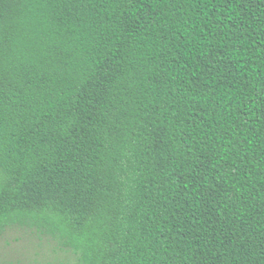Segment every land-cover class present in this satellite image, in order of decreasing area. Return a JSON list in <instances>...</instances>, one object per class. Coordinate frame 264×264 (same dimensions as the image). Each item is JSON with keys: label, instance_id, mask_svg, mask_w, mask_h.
I'll return each mask as SVG.
<instances>
[{"label": "trees", "instance_id": "trees-1", "mask_svg": "<svg viewBox=\"0 0 264 264\" xmlns=\"http://www.w3.org/2000/svg\"><path fill=\"white\" fill-rule=\"evenodd\" d=\"M80 264H264V0H0V236Z\"/></svg>", "mask_w": 264, "mask_h": 264}, {"label": "rangeland", "instance_id": "rangeland-1", "mask_svg": "<svg viewBox=\"0 0 264 264\" xmlns=\"http://www.w3.org/2000/svg\"><path fill=\"white\" fill-rule=\"evenodd\" d=\"M0 264H80L60 240L31 228L7 230L0 236Z\"/></svg>", "mask_w": 264, "mask_h": 264}]
</instances>
